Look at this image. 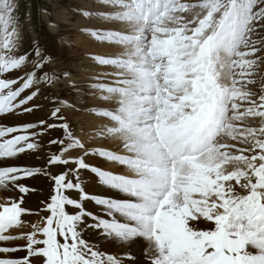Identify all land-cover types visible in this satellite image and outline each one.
Wrapping results in <instances>:
<instances>
[{
	"label": "snow or ice",
	"instance_id": "1",
	"mask_svg": "<svg viewBox=\"0 0 264 264\" xmlns=\"http://www.w3.org/2000/svg\"><path fill=\"white\" fill-rule=\"evenodd\" d=\"M97 2L110 6L105 0ZM210 7L218 11L221 4L213 0ZM223 9L215 30L192 41L190 47L196 51L187 53L193 59L186 75L192 76L197 65L209 67L214 51L236 46L244 31L249 35L257 31L250 25L264 20V9L253 12L252 0H228ZM98 15L106 18L108 13ZM211 16L212 12L194 30L198 36L211 27ZM258 43L251 41L249 55H255ZM28 55L8 71L0 69V117L35 115L39 108L36 98L41 93L35 82L47 84L49 60L37 45L30 53L36 58L31 70L21 71ZM9 72L16 74L14 79H6ZM202 94L199 122L189 136L149 135L132 145L137 158L129 161L106 151L90 153L71 136L58 110L34 122L0 124V193L5 201L0 204V264H264V254L252 256L245 250L254 244L264 251V229L252 227L264 225V127L251 130L250 147L237 149L234 156L223 154L225 160L235 161L230 171L223 164L217 166L215 150L208 143L219 127V117L214 115L216 94L210 83ZM250 111L264 119V101ZM53 131L56 136H50ZM45 136L50 138L44 140ZM42 141L49 149L43 167L15 163L26 153L39 159ZM73 150H82L83 155L74 158ZM97 155L130 167L134 175L102 171L84 159ZM82 172L94 174L100 185L124 198L87 194ZM38 175L51 181V192L33 210L23 204L35 189L22 181ZM89 200L101 208L102 216L85 208ZM25 216H34L35 222L25 221ZM88 229L122 248L143 249L145 260L131 251L116 255L95 249L84 238Z\"/></svg>",
	"mask_w": 264,
	"mask_h": 264
},
{
	"label": "bare ground",
	"instance_id": "2",
	"mask_svg": "<svg viewBox=\"0 0 264 264\" xmlns=\"http://www.w3.org/2000/svg\"><path fill=\"white\" fill-rule=\"evenodd\" d=\"M95 1L97 0H86L87 3H94ZM137 1L139 2L138 7L147 4L144 0ZM130 2V0H105V4L110 5L109 7H103L98 2L97 7L91 5L90 10L96 15L91 25L107 30L108 34L104 38H98V36L93 38V46L88 45L82 39L80 43L83 45V49H89L88 47H90L89 52L91 54L97 53V55L103 58L101 59V63H84L85 65L79 69L80 77H83L80 80L74 79V76H72L62 81L63 86L67 87L68 84L69 86H75L90 81V84L87 85L92 86L93 83H99L100 80H104L106 82L105 87H112L115 89L113 92H117L114 94L112 92L97 91L96 94V91H92V105H104L103 108L106 109L102 110V114H98L95 117L88 116L81 118L84 124L86 123L85 126L87 131H90V135L84 136L82 129H80L77 134L78 141L88 151L92 150V148H97L98 151H106L114 157H119L121 160L124 159L123 161H129L137 158L136 149L132 145L137 144L149 135L153 138L161 134L172 135L177 139L187 137L192 133L194 125L199 122L204 101L202 91L204 85L210 83L216 94L215 100L218 105V110L214 115L219 117V127L208 143L211 145V149L215 150L216 160L218 161L217 166L223 164L230 171L235 161L225 160L223 154L228 155L231 152H237V149L251 146L250 140L252 137L249 130L264 127V119H261L260 116L250 120L238 111L240 105L248 101L247 88L241 83L238 76L240 71L247 73L244 69H240V66L243 65V60L240 51H237L238 45L231 48H220L214 51L209 62L210 66L201 67L197 65L192 76L186 75L185 71L188 61L193 59L187 53L196 51L195 48L190 47L192 41L202 40L211 30H215L222 12L214 9L209 10L208 8L206 11L208 16L212 12V16L210 17L211 27L205 29L203 35L190 36L188 32H183L184 28L181 32L177 28L178 33L173 36L170 34L172 31L169 33V29L166 30L161 27L162 25L160 24L163 20H160V17L155 19L157 20L155 23L150 24L151 22L148 20L135 15L136 12L134 14L133 9L130 8ZM185 2L186 0L181 1L180 6L177 8L180 9L182 5H185ZM6 4L4 2L2 3V0L0 1V22L7 21L9 10L5 8ZM155 4H157L160 10L162 9V5H159V0L155 1L153 7ZM173 9L175 8L167 10L161 17H164L165 20L168 18L175 19L177 17L176 15L182 12V10ZM195 10L196 8L193 9L190 7L187 13ZM100 11L108 13V16L102 18L98 15ZM197 11L201 12V14L194 23H190V21L188 23V20H186L183 22L184 24H177V22L176 24L180 26L188 24L186 28L191 31V34H194V30L201 27V22L205 21L204 17L206 15L202 10ZM149 13L154 14V10L149 9ZM2 14L4 15L3 19H1ZM186 16L188 17V14ZM8 22L11 24H0V44L7 42L8 40L6 38L10 37L8 45H11L10 48L3 46L0 49V69L4 71H8L9 68L17 66L20 63L19 58L22 57L21 54H17L18 51L15 44L19 42L20 37L17 41L15 39L13 40V34L15 36L17 35L15 34L14 27H12V22ZM193 26L196 27L192 29ZM57 28V26H52L49 30L54 33L57 32ZM89 29V27L84 29L80 28L79 33L80 31L83 32ZM244 32L241 38L244 37ZM147 37H153L157 40H152L151 48L154 47L158 53L168 56L166 62L169 64V84H166V82L165 84L157 83L155 79L156 76L154 75L159 71V65L151 57V48H148L149 43H145ZM96 39L100 40L97 42ZM96 42L97 44H95ZM113 59L117 63H127V68L121 67V64L110 66L109 62ZM187 71L191 72L192 69L188 68ZM11 73H8V78L6 77V79H9V75H14ZM58 82L54 81L55 86L58 85ZM62 83L59 85H62ZM91 89L94 90L92 87ZM81 100V96L79 95L75 102L76 105ZM262 101L264 99L260 98V105ZM69 103L70 101H67L63 104L61 113H67L68 110L69 112L71 111L69 109ZM221 109L222 112L220 111ZM108 111L114 112V120L110 118ZM32 116V114H27L19 117L9 114L7 117H0V124H22L31 121ZM50 136H47L45 140L50 138ZM247 141L249 145L246 146ZM47 152L48 150L42 146L39 159L35 158L36 154L34 153H26L17 158L15 163L20 166H25L37 160L40 165L44 166ZM74 153L75 150L72 151L71 156H75V158L83 155V152L80 155H74ZM207 155L208 153H205V156ZM229 156H234V154H230ZM84 159L91 166H95L102 171H108L125 177H132L134 175L130 167L122 166L120 162H108L96 156H86ZM81 177L82 186L85 187V190L93 192L95 196H111L114 199L124 198L119 193L100 185L98 178L90 172L86 176L82 172ZM38 179L40 185L45 187L43 189H49V179L42 175L37 177ZM33 181L34 179L32 178L31 180L22 182L30 185ZM4 202V195L0 193V204ZM84 206L87 207V210L97 215H103L101 208L90 200L84 202ZM24 220L35 222V217L25 216ZM261 226L264 229V225ZM240 227V225L237 226V233ZM255 229L259 231V228L255 227ZM252 234L255 235V232ZM84 238L95 249L106 254L119 255L131 251L140 261L143 262L145 260L143 249L138 247L132 249L122 248L115 240L105 239L94 230H86ZM141 243L144 242L142 241ZM245 250L248 255L252 256L264 254V251L254 244L246 245Z\"/></svg>",
	"mask_w": 264,
	"mask_h": 264
},
{
	"label": "rangeland",
	"instance_id": "3",
	"mask_svg": "<svg viewBox=\"0 0 264 264\" xmlns=\"http://www.w3.org/2000/svg\"><path fill=\"white\" fill-rule=\"evenodd\" d=\"M1 1V0H0ZM131 1V0H130ZM133 2L135 0H132ZM183 1V0H181ZM7 3L5 5V8L9 10L7 14V21H1L0 24L7 25L8 21H11L14 27L15 36L13 34L12 38L16 41L19 39L18 43L16 44L17 54H21L24 56L25 54L28 55V62L24 65V67L21 69V71L29 72L31 70L32 64L35 63L36 58L30 55L31 52H33L36 48V46H39L40 52L48 58L49 63L46 66V72H47V84H42L37 80L35 83L39 86L40 89V95L36 98V104L39 105V108L37 110V114L33 115L31 117V121L34 122L38 118L43 117L50 111H60L63 108V104L67 101H70V112L68 110L67 113H61L63 116V119L68 126V130L72 137L77 139L78 131L82 129V133L84 136H89L90 131H87V128L84 124V121H82L81 118H85L88 116L95 117L98 114H102L104 109V105L101 106H93V94L92 91H105V92H112L116 94L117 92H113L115 90L112 87H105L106 82L104 80L95 81L99 83H93V85L89 86L87 84H90V82H84L82 84L73 85L64 87L62 81L66 80L68 77L74 76V79L80 80L83 77H80V71L79 69L84 66V63L88 62H96L101 63V59L103 57L97 55V53L91 54L89 52V49H83V45L80 43V40L87 42L88 45L93 46V38L98 36V38H104L107 36V30H103L102 28H97V26L91 25L93 24V20L96 17L95 14H93L92 10H90L91 5H94V7L98 6L97 1L94 3H87L86 0H2V3ZM165 7L160 11L157 18L160 17V20L162 19L163 22L160 24L162 25L164 29L168 30L171 35H177L178 29L179 32L183 29V32H188L189 35H197L196 32L194 34H191V31H189L186 26H180L177 24H184L183 22L188 20V23H194L201 12L197 10H202L206 14L204 18L208 17L207 10L210 7V5L213 4V0H186L185 5L180 6L175 3V1H168V0H162L160 1ZM218 2L221 4L220 12H223V4L227 3L228 0H218ZM85 3V4H84ZM131 3V2H130ZM253 4V12L264 9V0H252ZM97 5V6H96ZM193 8L196 10L192 11L190 13H187V10L189 8ZM171 8H175L173 10H179L182 12L177 14L176 18H168L167 20L164 19V17H161L167 12V10H171ZM202 8V9H201ZM96 10V9H93ZM142 11H147V7H143L141 9ZM84 11H87L90 13L88 16H84L81 13ZM177 11V12H179ZM135 15L140 17V13L133 10ZM145 13L143 12V15ZM188 14V17L186 16ZM168 17V16H167ZM187 17V18H186ZM4 18V15H1V19ZM156 18V19H157ZM166 18V17H165ZM168 20H170L168 22ZM204 20V19H203ZM157 20H151L152 24L155 23ZM166 21V22H165ZM64 22V23H63ZM177 22V24H176ZM11 24V23H10ZM57 26V32L52 33L49 29L53 26ZM86 25V26H85ZM175 25V26H174ZM90 28L86 31H80L79 29L84 28ZM173 27V28H172ZM196 26H193L192 29H194ZM252 27L257 28V31H251L249 35V31L246 30L244 32V37L241 38L238 42V49L237 51H240L243 65L240 66V69H244L245 72L239 73V78L241 80V83L246 86L247 88V102H243L240 107L238 108V111L240 113L248 118V119H254L256 117H259L260 115L258 113H255L254 110L257 106L260 105L259 99H264V20H261L258 25H250L249 28ZM178 28V29H177ZM16 29V30H15ZM174 29V30H173ZM188 30V31H187ZM156 34L155 32H152ZM1 34V31H0ZM80 34V35H78ZM83 34V35H82ZM117 36V35H116ZM189 37V36H188ZM10 37L6 38L8 41L0 44V49L2 47H8L10 48L8 42ZM100 39H96L98 42ZM152 40H156L153 37H147L145 40V43L148 44V48H151V44L153 43ZM256 40L258 41L257 49L255 50V55H249L253 51L251 46V41ZM157 41V40H156ZM78 42V43H76ZM97 42L95 44H97ZM82 46V47H81ZM7 50V48H6ZM151 54L154 62H157L159 65V71H157V75L155 79L157 80V83H164L169 84V75L170 72H168L169 64L166 62L168 56L158 53L154 47L151 49ZM5 51V50H4ZM169 61V59H168ZM251 62V63H249ZM110 66H117L121 64V67L127 68V63H117L116 60H111L109 62ZM108 64V65H109ZM254 65V66H253ZM129 68V66H128ZM72 71V72H71ZM56 73V75H55ZM14 75H9V79L15 78V73H11ZM159 75V77H158ZM8 78V77H7ZM91 78V77H90ZM245 80V81H244ZM54 81H59L58 85L55 86ZM62 83V85H59ZM92 84V83H91ZM97 86H96V85ZM77 87V90H76ZM94 88L93 89H91ZM89 89V90H88ZM81 96V101L78 105H76V100L78 96ZM52 101H55V103H51ZM76 106V107H75ZM244 107V108H243ZM91 108V109H90ZM93 108V110H92ZM91 110V111H87ZM72 112V113H71ZM108 113L110 114V118L112 120L115 119L114 112L111 111ZM70 115V116H69ZM78 118V120H77ZM251 132V130H249ZM50 135L56 136L57 133L53 131ZM259 135V134H258ZM47 136H45L43 139L45 140ZM249 145L248 141L246 143V146ZM42 146L49 151L46 144L42 141ZM250 147V146H247ZM98 151L97 148L90 150L89 152ZM83 151L82 150H75L74 155H80ZM231 152V151H230ZM78 153V154H76ZM230 154H238L237 152H231ZM228 154V155H230ZM75 158V156H72ZM96 157H99L98 155ZM101 158V157H99ZM103 159V158H102ZM99 160V159H98ZM106 160V159H104ZM124 160V159H122ZM108 161V160H106ZM111 162V161H108ZM115 163V162H114ZM119 163V162H117ZM121 164V163H120ZM27 167H43L40 165L39 161H34L30 164L25 165ZM53 171H56L55 168H53ZM37 177H40L38 175ZM37 177H34V181L30 184L32 188L35 189L34 192H31L26 198L25 202L23 204L24 207L36 210L38 206H40V202L42 199L47 198L51 192V181L49 183V189H43L44 186L40 185L39 179L37 180ZM39 182V183H38ZM85 192L89 195L95 194L89 190H85ZM33 196V197H32ZM41 197V198H40ZM29 198V200H28ZM38 199V200H37ZM86 202V201H85ZM87 209V207L85 206ZM24 219V217H22ZM28 221V220H27Z\"/></svg>",
	"mask_w": 264,
	"mask_h": 264
}]
</instances>
